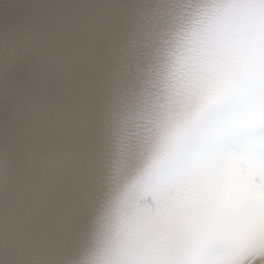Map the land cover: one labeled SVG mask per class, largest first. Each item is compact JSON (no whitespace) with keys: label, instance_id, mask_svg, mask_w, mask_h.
<instances>
[{"label":"bare ground","instance_id":"6f19581e","mask_svg":"<svg viewBox=\"0 0 264 264\" xmlns=\"http://www.w3.org/2000/svg\"><path fill=\"white\" fill-rule=\"evenodd\" d=\"M4 38L26 51L0 101V264H264V220L185 195L247 162L207 151L242 93L200 109L255 58L264 0H0Z\"/></svg>","mask_w":264,"mask_h":264},{"label":"snow or ice","instance_id":"6c2138e0","mask_svg":"<svg viewBox=\"0 0 264 264\" xmlns=\"http://www.w3.org/2000/svg\"><path fill=\"white\" fill-rule=\"evenodd\" d=\"M251 91L252 107L239 130V138L252 148L251 158L258 161L261 167H251L248 162H242L239 166L242 173L228 167L222 179H199L185 195L208 209L223 204L230 211L250 218L259 216L264 220V42L255 56ZM255 239L253 232L249 242ZM259 247L257 245L256 250Z\"/></svg>","mask_w":264,"mask_h":264},{"label":"clouds","instance_id":"9594fccd","mask_svg":"<svg viewBox=\"0 0 264 264\" xmlns=\"http://www.w3.org/2000/svg\"><path fill=\"white\" fill-rule=\"evenodd\" d=\"M25 51L22 45L10 43L7 38L0 40V101L7 77L22 63Z\"/></svg>","mask_w":264,"mask_h":264}]
</instances>
